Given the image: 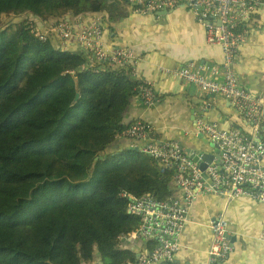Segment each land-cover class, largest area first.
<instances>
[{"label":"trees","instance_id":"obj_1","mask_svg":"<svg viewBox=\"0 0 264 264\" xmlns=\"http://www.w3.org/2000/svg\"><path fill=\"white\" fill-rule=\"evenodd\" d=\"M49 8L111 26L129 15L113 0H0V264L134 263L118 238L139 220L120 193L167 201L172 174L140 152L107 153L141 84L81 70L82 54L32 36L23 19L47 22Z\"/></svg>","mask_w":264,"mask_h":264},{"label":"built area","instance_id":"obj_2","mask_svg":"<svg viewBox=\"0 0 264 264\" xmlns=\"http://www.w3.org/2000/svg\"><path fill=\"white\" fill-rule=\"evenodd\" d=\"M113 1L124 4L131 15L148 16L181 6L187 8L195 23L205 30L206 43L220 48L222 63L213 67L208 77L204 76L208 71L197 61L172 67L165 74L193 85L201 95H209L213 104L218 98L228 100L233 111L250 128V133L234 128L222 130L216 124L197 119L198 133L221 154L218 163L215 160L205 168H200L177 141L149 142L148 126L143 121L128 125L120 133L119 137L131 141L141 154L155 160L160 173L172 174L173 197L162 201L153 192L139 198L121 192L126 213L138 219L139 226L119 236L118 249L129 250L135 244L152 243L154 246L139 253L134 263L126 264L171 263L179 251L188 210L197 201L218 197L229 202L247 199L264 203V97L245 91L234 70L237 49L247 34L245 24L252 16L264 11V0ZM95 16L87 19V16L52 12L47 22L31 15L23 20L35 38L49 40L61 51L82 54L85 64L81 70L123 72L131 78L136 56L129 50L105 47L101 38L107 25L103 18H98L101 15ZM56 42L60 45L58 48L54 45ZM136 92L147 107L157 101L148 85L139 86ZM198 159L201 161L200 157ZM209 229L212 242L208 264H225L232 251L227 221L218 216ZM92 264L100 262L96 260Z\"/></svg>","mask_w":264,"mask_h":264},{"label":"crops","instance_id":"obj_3","mask_svg":"<svg viewBox=\"0 0 264 264\" xmlns=\"http://www.w3.org/2000/svg\"><path fill=\"white\" fill-rule=\"evenodd\" d=\"M93 17L88 14L87 19ZM21 19L19 16L6 21ZM105 22L102 44L134 53L131 79L148 85L157 100L147 107L135 92L123 115V125L143 121L148 126L149 142L177 141L183 149L199 151H209L210 143L198 133L197 119L222 130L234 128L250 133L228 100L218 98L213 104L209 95H201L193 85L165 74L172 67L197 61L208 71L204 74L208 77L209 71L222 63L220 48L206 43L205 30L195 23L187 8L181 6L166 14L163 11L148 16L129 14L112 26ZM244 28L247 34L237 49L234 70L245 91L264 97V11L252 16ZM54 45L60 46L58 42ZM130 147H135L131 141L119 137L107 153L128 151ZM218 216L225 218L232 237V251L225 264H264V203L247 199L229 202L218 197L203 198L190 207L173 263L208 264L212 242L209 225ZM153 246L135 244L129 250L138 255Z\"/></svg>","mask_w":264,"mask_h":264},{"label":"water","instance_id":"obj_4","mask_svg":"<svg viewBox=\"0 0 264 264\" xmlns=\"http://www.w3.org/2000/svg\"><path fill=\"white\" fill-rule=\"evenodd\" d=\"M166 14V12H165ZM78 99V95H76L75 97V101ZM195 113V111H193V114ZM194 120V118H193ZM203 136V135H201ZM128 151H134V152H139V149L137 147H130L127 149ZM184 152L186 154H188L194 162L199 163V167L200 168H205L206 164H210L213 161H215V163H218L220 160V156L221 154L218 152L216 146L212 145L211 143L209 144V151H199L197 149H189L186 148L184 149ZM201 158V161H199L198 158ZM231 236H229V241L231 244ZM138 258V255L135 256V259Z\"/></svg>","mask_w":264,"mask_h":264},{"label":"rangeland","instance_id":"obj_5","mask_svg":"<svg viewBox=\"0 0 264 264\" xmlns=\"http://www.w3.org/2000/svg\"><path fill=\"white\" fill-rule=\"evenodd\" d=\"M52 12H54V11L52 10V8H51V9L49 8V10H48V13H50L49 18L51 17V13H52ZM94 17H97V16L94 15ZM6 18H7V17H6ZM21 18H22V17H21ZM21 20H22V19H21ZM2 21H3V23H4V21H6L5 17H3Z\"/></svg>","mask_w":264,"mask_h":264}]
</instances>
